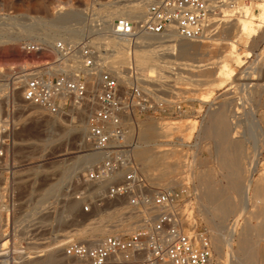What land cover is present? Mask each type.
<instances>
[{"label":"rangeland","instance_id":"374dc122","mask_svg":"<svg viewBox=\"0 0 264 264\" xmlns=\"http://www.w3.org/2000/svg\"><path fill=\"white\" fill-rule=\"evenodd\" d=\"M117 1L120 0H0V35L8 36L18 33V41L15 45L0 44V64L24 62L34 57V55L22 53L18 46L19 41L28 35L39 38H49L54 35V38L61 36L71 39L67 36L68 32L79 29V33L72 38L76 40L81 34L92 30L90 18L94 14L98 12L104 14L105 9L99 4L107 2L113 7ZM109 6L107 9H112ZM257 6L258 8L254 5L251 9H242L240 16L225 18L218 25L215 33L206 38L185 40L170 35L165 41L166 49L159 50L165 52L161 58L166 60L163 66L145 67L136 61L134 48L137 44H143L141 41L131 48L130 54L118 53L112 45L115 50L114 58L123 56L127 61L131 60L140 72L142 81L149 79L151 83H155L154 86H148L149 88L157 91L158 95L167 101L179 103L182 107L181 113L155 117L146 115L138 118L135 124L128 125V137L134 140L136 145L138 142H136L135 131L139 123L159 121L168 124L170 136L168 146L165 148L171 153L170 162L178 163L176 168L170 169L169 178L172 182L164 188L158 184L154 185L148 175H143H146L152 190L176 189L181 192L175 210L178 221L186 233L204 232L210 240L211 228L215 225H220L219 227L223 225L221 230L224 234L228 232L229 235V230H233L232 248L230 250L226 248L225 254L222 253L220 256L213 251L212 264L217 262L216 259H219L220 264H242L236 253V238L246 224V220L248 221V210H257L251 199L252 189H249L247 208L241 212L238 210L235 213L232 212L221 224L212 208V202L206 198L201 200L199 198L207 191V194L209 192L229 196L231 201L235 200L237 205L241 204V199L237 197L240 193L237 195L228 186L230 177L220 157L223 146L224 149H229L227 155H230L233 146L230 143L222 145L215 136L214 130L211 129L214 123L210 120V114L222 109L220 104L223 100L228 103L231 100L235 110L239 112L237 117L241 120L243 127L241 138H235L238 140L236 154L241 155V177L246 178L253 164H256L252 174L253 180L260 176V173H264V89L261 92L258 86L262 84L264 88L263 2ZM73 9L78 12L76 18L61 21L64 13ZM113 17L110 16V18ZM243 29L246 30L243 31ZM252 33H254L253 37L250 38ZM156 36L161 38L163 35H155L154 38ZM245 36L247 38H244ZM158 41L159 39L155 38L145 45L159 49L161 46ZM197 41L203 42L198 45L197 50H189L186 53L187 58L178 56L179 43ZM185 61L186 65L180 64ZM227 66L232 70L230 76H227L222 83H218L213 78ZM247 67L250 71L242 73ZM177 72L190 79L178 78ZM226 97L233 98L226 99ZM215 100H218V103L213 104ZM72 116L77 118H74V121L78 120V113ZM226 118L229 119L227 113ZM47 120L53 122L47 123ZM15 121L11 159L15 169L12 180L16 183L14 190L19 203L16 213L19 214L14 226L17 231L15 249L19 241H22L26 253L15 257L14 264H58L62 261L63 246L73 242L91 245L92 243H88L89 236L95 234L94 228L105 221L104 224L111 228L107 233L95 238L94 242L111 232L130 233L142 225L143 214L128 206L124 200L105 203L100 208H94L90 214H82L78 211V203L62 192L74 173L90 166L99 158L94 162L78 164V156L92 152L89 145L85 146V143L80 140L78 133L73 132L79 122H71V116L68 115H48L35 106L19 108L15 114ZM47 137L50 138L52 146L43 152L42 140ZM31 155L34 156L30 159ZM136 161L141 163L139 160ZM37 167L39 172L35 175L33 169ZM160 172L161 167L155 166L152 173L158 177ZM62 174L64 175L61 176ZM59 177L62 181L50 189ZM46 189L50 192L45 191ZM40 198H43V201L38 206L36 202ZM72 204L75 205L72 206ZM36 206H38V212L35 217L26 223L22 222L21 225L24 224V226L17 228L18 220ZM131 212L138 214V220H132L134 227L127 229L125 224L123 228L122 226L113 228L112 225L122 221ZM124 214L127 215L124 216ZM257 220L259 219L251 217L250 222L255 225ZM81 230L88 233L84 240L71 236ZM253 240H256V237ZM257 252L259 254L257 264H264L263 240L257 245Z\"/></svg>","mask_w":264,"mask_h":264},{"label":"built area","instance_id":"2783aa9c","mask_svg":"<svg viewBox=\"0 0 264 264\" xmlns=\"http://www.w3.org/2000/svg\"><path fill=\"white\" fill-rule=\"evenodd\" d=\"M260 1L148 0L139 15L94 14L92 30L76 40L19 41L20 51L34 57L0 64V264H14L15 257L26 253L22 241L14 249L12 235L19 205L12 180L13 128L15 114L24 106L53 116L83 109L84 139L99 158L74 173L62 189L78 203L80 213L124 200L143 214L142 225L130 233L107 234L91 245L63 246L58 264H212L208 236L188 234L178 221L175 205L181 192L151 189L133 160L135 141L128 137V125L138 118L181 113L182 107L146 86L131 60L114 64L112 44L123 43L130 54L144 35L206 38L225 18L240 16L244 7Z\"/></svg>","mask_w":264,"mask_h":264},{"label":"bare ground","instance_id":"6f19581e","mask_svg":"<svg viewBox=\"0 0 264 264\" xmlns=\"http://www.w3.org/2000/svg\"><path fill=\"white\" fill-rule=\"evenodd\" d=\"M147 1L148 0H135L132 3H124V2L118 3V1H117V4L114 2V4H116V5H113V7L111 5L109 6L108 3L105 2V3L99 4V6L104 7L105 10H104L103 15L107 18H109L110 16L116 17V16H121V15H126V16L129 15L130 16V15H139V13L142 10L143 5ZM261 2H263V5H264V0L260 1L255 5L256 8H258L257 5ZM107 6L112 7V9H107ZM243 9H251V7H244ZM77 13L78 12L75 9L67 11L64 13L61 21L72 20L76 16ZM31 29H35V28H31ZM244 30H246V29H243V31ZM222 31H224V29H222ZM78 33H79V29L77 31L68 32L67 36H68V38L72 39ZM253 34L254 33H252V35L250 34L251 36H249V37L250 38L253 37ZM170 35H174V34L170 32V33L166 34L165 36L164 35L161 36V38H158L157 36L155 37L156 39H159L158 42H159V45L161 46V48H159V49H156L155 47H153L151 45H145V43L153 41L155 39L153 35L142 36L139 39V41H141V43H143V44H137V46H135V48H134V54H135L134 56H135L136 61L140 65L145 66V67H147V66L148 67L149 66L150 67L151 66L152 67H158L160 65H162V66L165 65L166 60L161 59V58H163L162 54L165 52L159 51V50L166 49V42L165 41L168 37H170ZM17 36H18V33L14 34V35L11 34L8 36L0 35V44H9V45L11 44V46L15 45L18 41ZM58 37H60V36H58ZM36 38H39V37H36L35 35H28V36L24 37V39H36ZM53 38H54V35L50 36L49 38H43L42 37L41 39L51 40ZM244 38H247V37L245 36ZM202 42L203 41L179 43L178 56L181 58H187L186 53L189 50H193V51L197 50L198 45H200V43H202ZM112 45L115 46V49H117L118 53H123V52L127 53L123 43L115 42ZM236 51H238V50H236ZM237 53H239V52H237ZM260 56H258V58ZM112 62L114 64H117V65H125L128 61L123 56H118V57L113 58ZM180 64L186 65L187 62L186 61L181 62ZM248 70L250 71V69L248 67L244 68L242 73L248 72ZM231 71H232L231 68L229 66H227L224 69V71L217 74L213 79H215V81H217L218 83H220V82L222 83L224 80H226L227 76H230ZM176 75L178 78H181V79H190L189 77L187 78L185 76H182L181 74H179V72H177ZM143 82L147 86H151L153 84L155 85V83H151L152 81L149 79H145V80H143ZM258 86L260 87V89H261L260 91L262 92L264 89L262 84H259ZM208 95L210 96V93ZM230 98L232 99L233 97H230ZM230 98L226 97V99H230ZM217 101L215 100L213 102V104L218 103ZM225 101L223 100L222 104H220V107H222V109L219 112H217V111L211 112L212 114H210V120H212V122L214 123V126L212 128L211 127L210 128L214 130L213 132H215V134H216L215 136H217V138L219 139V141L222 145L225 143L226 144L230 143L231 146H233V148H231L230 155L226 154L229 151V149H227V148L224 149L223 148L224 146H223L221 148L222 156H220V157L222 159V162L224 163L223 166L226 168L225 171H227V175L230 177V179L228 180V186H229L230 190L235 191L237 193V195H238V193H240V196H237V197H239L241 199V201H240L241 204L237 205L235 200L231 201L232 199H230L229 196L215 195V194H212L209 192L207 194V191L205 194L200 195L199 198H200V200L206 198L212 202V208L215 211V215L219 218V220L221 221V224H222V222H225L228 215H230L232 212L235 213V211H237V210H238V212L239 211L241 212L247 208V205H246L247 199H248L247 191L249 189H252L253 195H252L251 199L254 202L253 206L256 207L257 210L256 211H249L248 210V212H247V215L249 216L248 221L246 220V224L243 226L241 232L239 233L238 237L236 238L237 239V249H236L237 252L236 253L238 254V260L240 261V263H242V264H257V261L259 258V254L257 252V245L259 244V242L261 240L264 241V173H260L261 175L258 176L257 178H255V180H253L252 174H253V171H254L255 165H256V164L255 165L253 164L251 170L248 171V173H247L248 175L246 176V178L241 177V171H240L241 155L238 153L236 154V150H238V144H237L238 140L235 138H237V137L241 138V136H242L241 132H242L243 127L241 126V123H240L241 120L237 117L239 115V112L235 110V107H234L233 103H231V100H230V103H228L227 101L225 102ZM232 109H234V110H232ZM83 113H84L83 109L79 110L78 116H77L78 120H75V121H74V118H76V116H72V115H70V116H71V122H73V123L79 122L73 132H76V134L78 133V135L81 138L80 140L85 143V146H87L88 144L85 142V139H84V132H85L84 121H85V119L83 118V116H84ZM226 113H227V115H229V119L226 118ZM46 122L48 123L49 121L47 120ZM51 122H53V121H51ZM51 122H49V123H51ZM73 127H75V126H73ZM263 132H264V130H263ZM210 133H212V132H210ZM135 134H136V142H138L139 144L137 143L135 145V148L133 150V158L135 161L139 160L141 162L139 164L136 161L139 165H141V167L139 168L140 171L142 172V174L148 175L149 179L152 180L154 185L158 184L164 188H167L166 185L170 184L172 182L171 179L169 178L170 169H171V167L176 168L178 166L177 162H174V163L170 162L171 153L169 152V150H167L165 148L166 146H168V143H169L168 137L170 136L168 124H166L164 122L162 123L159 121L139 123L137 125ZM211 136H212V134H211ZM41 145H42V151L46 152L48 150V148L50 146H52L50 138L47 137V138L43 139ZM33 156L34 155H31V156H29V158L31 159ZM98 157H99V154L92 151V152L84 153V154L78 156L77 162L79 165L85 164V163H90V162H94ZM155 166L161 167V172L158 175V177H156L152 173ZM37 170H38V167L36 169H33L35 175H37L39 172ZM14 171H15V169H13V172ZM63 175L64 174H62L61 176H63ZM61 181H62V179H60V177H59L58 180L50 187V189L54 188V186L59 184ZM14 184H16V183L14 182ZM45 191L50 192V190H48V189H46ZM42 201H43V198H40L36 202V203H38V206L41 205ZM74 205L75 204H72V206H74ZM208 205H210V204H208ZM38 206L34 207L33 209H30V211H28V213L23 215L18 220L17 228L20 226H24V224L21 225L22 222L26 223L35 217V215L38 212L37 211ZM18 214H16L13 218L14 226H15V219H16ZM127 214H124V216H126ZM251 217L259 219V220H257L255 225L251 224V222H250ZM137 218H138V214L136 215V214L131 212L122 221H120L117 224L112 225V226H113V228L118 227V226H122V228H123V225L126 224L127 229H131L132 227H134V226H132L133 221H134L133 219H137ZM36 219H38V218H36ZM105 222L98 224V226L96 228H94L96 232H95V234L89 236L88 243L94 244V243L98 242L100 239H97L95 242H94V239L97 238L98 236H102L104 233H107L109 231L111 226L105 225L104 224ZM128 222H129V224H128ZM31 225H32V223H31ZM219 226L220 225L213 226L211 228L212 231L210 234V240H211L212 248H213V251L215 252V254L217 256H220L222 253L225 254L226 248L230 250L232 248V242L234 241L233 230L232 229L229 230V235H228V232L224 234L223 230H221V227L223 225L221 227H219ZM15 231H16V228L13 230V233H12L13 238L15 239L14 240L15 241L14 249L17 246V244H16V233H17V231H16V233H15ZM92 233H93V231H92ZM71 236L75 237V239H83L84 237L88 236V233H86L85 230H81L75 234H72ZM254 237H256V240H253ZM216 260H217V262L215 264H220V262L218 261L219 259H216ZM259 261H261V260H259Z\"/></svg>","mask_w":264,"mask_h":264}]
</instances>
